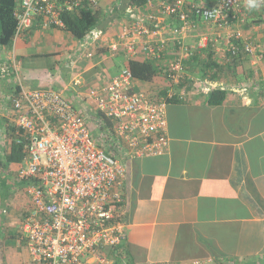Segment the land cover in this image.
Here are the masks:
<instances>
[{
  "label": "crops",
  "instance_id": "1",
  "mask_svg": "<svg viewBox=\"0 0 264 264\" xmlns=\"http://www.w3.org/2000/svg\"><path fill=\"white\" fill-rule=\"evenodd\" d=\"M117 14L114 19L103 13L98 43L79 41L64 29L36 27L19 38L14 52L0 46V63L11 65L14 53L19 64V79L0 80V97L19 89L57 90L94 123L98 110L85 86L109 81L131 59L123 47L114 55L105 50L126 21L125 10ZM173 23L165 20L160 26L165 30ZM235 31H241L262 58L233 59L228 40ZM220 35L210 49L219 64L218 71H212L215 82L202 79L203 64L191 58L185 69L188 85L149 87L167 90L175 101L166 109L165 152L125 161L122 215L132 264L209 259L264 264V8L238 16ZM194 41L187 36L184 43L193 46ZM170 48V59L181 53ZM206 50L196 54L204 56ZM205 85L223 90V102L209 104Z\"/></svg>",
  "mask_w": 264,
  "mask_h": 264
},
{
  "label": "built area",
  "instance_id": "2",
  "mask_svg": "<svg viewBox=\"0 0 264 264\" xmlns=\"http://www.w3.org/2000/svg\"><path fill=\"white\" fill-rule=\"evenodd\" d=\"M84 1L97 8L103 5L100 0H21L16 39L37 21L43 29H64L61 12L73 11ZM110 1L119 7L122 0ZM259 7L264 8V3ZM251 10L247 0H216L214 5L197 0H148L144 8L125 10L126 21L109 51L114 55L123 47L131 59L160 63L172 83L180 85L186 62L218 42L215 35L221 37V31ZM165 20L175 24L162 30ZM187 36L195 37L193 46L184 43ZM89 40L98 43L101 32L96 29L83 41ZM232 40L243 41L248 55L262 58L241 31L229 37L232 55L241 51ZM171 45L181 53L170 59L166 56ZM18 72L14 53L12 69L0 63V80L11 78L12 73L19 79ZM153 86L137 81L124 69L90 90L88 97L98 112L113 124L108 148L100 136H93L86 119L61 92L20 90L17 97L11 95L15 114L10 117L25 139L26 157L16 181L23 183L28 198L20 227L28 264H115L110 250L118 248L126 236L121 191L127 177L125 161L162 155L168 144L166 109L173 94L164 96L161 88H149ZM209 87L205 85L204 91L210 92ZM185 264L221 263L209 259Z\"/></svg>",
  "mask_w": 264,
  "mask_h": 264
},
{
  "label": "trees",
  "instance_id": "3",
  "mask_svg": "<svg viewBox=\"0 0 264 264\" xmlns=\"http://www.w3.org/2000/svg\"><path fill=\"white\" fill-rule=\"evenodd\" d=\"M147 1L148 0H122L121 5H119V7L116 6L115 11H124L130 6L134 8H144L146 6ZM18 6V0H0V46L11 50L13 49V52L15 51L14 46L22 35L28 34L32 31V29L36 27H41L40 22L37 21L35 22L32 28L21 32L16 39V32L18 28V19L16 17V13L18 10ZM101 8L95 7L89 1H84L79 7H76L73 11L64 10L63 12H61V19L65 24L64 31L66 33H69L79 41L85 40L102 23L103 12ZM232 41L233 44L241 48V51L237 56H234L229 53L233 59L243 58V56L248 55L244 51L245 43L243 41ZM211 47L204 51V56H199V54L195 53L192 59L194 63L203 64L204 70L201 72L202 79H206L209 82H215V75L212 74V71L217 72L219 64L214 61L213 56L210 53ZM105 50L106 52H109V48H105ZM201 57L203 58L201 59ZM125 64V68L128 69L132 73L133 77L139 82L151 85H158L159 87H161L162 84H165L176 89L178 88L176 87L177 85L175 86L174 83H172V81L170 80V73H168L167 68L160 63L149 59L145 60L139 58L127 59ZM9 66L12 69V63ZM12 76H14L15 78L14 73H12ZM186 85H188V82L183 79L180 83V86L183 87ZM19 91L20 89L13 95L17 97ZM166 91L162 93L163 95L165 94V96L167 95ZM225 96L226 93L223 90L214 87V89L211 90L209 93L208 103L211 105L220 104L223 102ZM174 101L175 96L173 95V98L170 99V102ZM2 121L3 126L5 127L7 147L4 151V154L0 156V212L1 209H3L1 206L4 205L7 199V194L2 193L1 188L9 187L11 184L15 186L14 183H17V170L19 166L23 164L24 159L26 157V153L24 150L25 139L23 138V133L18 130L15 123L12 121V118L11 120L6 119L4 121L3 119ZM93 129V136H100V138L104 140V147L108 148L107 146L110 145L108 140L111 139V136L113 134L112 122L109 121L103 114L98 112L96 114V117L94 118ZM107 152L111 153L110 150H107ZM5 172H7L11 178L5 176ZM0 237H2L1 232ZM9 237L12 239L19 240L21 238L20 231L10 233ZM126 238L127 234L124 238V241L118 248L110 250L109 256L114 260L115 264H132L129 243ZM20 243L25 244V242L23 241H19V244Z\"/></svg>",
  "mask_w": 264,
  "mask_h": 264
},
{
  "label": "rangeland",
  "instance_id": "4",
  "mask_svg": "<svg viewBox=\"0 0 264 264\" xmlns=\"http://www.w3.org/2000/svg\"><path fill=\"white\" fill-rule=\"evenodd\" d=\"M21 0H18L20 2ZM102 5V11L105 15H109L108 17L118 18L119 14L116 11L111 12L113 9L108 8L114 7L116 3H112L110 0H100ZM107 7V8H106ZM111 12V14H110ZM107 15L105 17H107ZM118 24L117 26H120ZM123 66L119 67L118 70L122 69ZM113 72L110 74L112 75ZM91 85L87 84L85 87L88 92H90L91 88L94 89L95 87H90ZM11 95H3V98L0 97V108L3 109L5 114L4 118L0 117V156L3 155L4 151L6 150V136H5V127L3 126L2 119L4 121L6 119H10V116H14L15 111L13 109ZM2 112V111H1ZM89 130L92 131L93 129V122L91 120H86ZM94 130V129H93ZM96 132V131H95ZM5 176L10 177V175L5 172ZM11 178V177H10ZM14 185H10L9 187H2V193L7 194L6 202L1 209L0 212V232L2 237H0V264H28L29 263V254L26 249L25 244L20 243V239H12L10 238V233L12 232H19L20 227L22 225V221L25 217V213L28 208V198L25 192V187L22 183L17 182ZM22 184V185H21ZM12 186V187H11Z\"/></svg>",
  "mask_w": 264,
  "mask_h": 264
},
{
  "label": "clouds",
  "instance_id": "5",
  "mask_svg": "<svg viewBox=\"0 0 264 264\" xmlns=\"http://www.w3.org/2000/svg\"><path fill=\"white\" fill-rule=\"evenodd\" d=\"M260 3H264V0H247V7L249 9L258 8Z\"/></svg>",
  "mask_w": 264,
  "mask_h": 264
},
{
  "label": "bare ground",
  "instance_id": "6",
  "mask_svg": "<svg viewBox=\"0 0 264 264\" xmlns=\"http://www.w3.org/2000/svg\"><path fill=\"white\" fill-rule=\"evenodd\" d=\"M172 53V52H171ZM173 55V54H172Z\"/></svg>",
  "mask_w": 264,
  "mask_h": 264
}]
</instances>
